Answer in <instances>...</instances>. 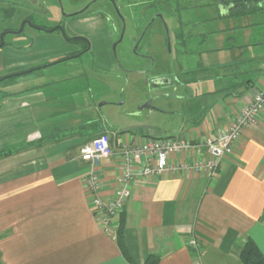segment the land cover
I'll return each instance as SVG.
<instances>
[{
    "label": "crops",
    "instance_id": "0c3cea01",
    "mask_svg": "<svg viewBox=\"0 0 264 264\" xmlns=\"http://www.w3.org/2000/svg\"><path fill=\"white\" fill-rule=\"evenodd\" d=\"M220 10L225 18V8L220 5ZM259 17L264 27V15ZM6 25L1 23L2 29L13 30ZM7 34L0 48V264H144L153 254L161 256L158 264H196L198 257L189 246L193 238L200 244L202 264H241L248 238L264 255V110L221 160L215 177L177 171L135 183L124 210L121 246L99 229L84 185L93 168L80 159V148L94 136L77 138L74 149L72 135L57 139L61 134L56 137V131L62 130L51 120L47 125L55 116L53 93L44 92L52 82H43L39 73L32 79L26 75L52 72L57 59L79 49L60 36L46 43L35 35L32 45H22L6 40ZM262 67L254 66L252 70L262 72L246 83L234 80L227 92L217 89L212 107L195 122H184L176 137L200 142L227 131L231 120L264 90ZM122 134L115 139L108 134L113 156L102 160L97 171L105 197L122 175V149L140 137ZM189 161L185 154L170 157L175 166Z\"/></svg>",
    "mask_w": 264,
    "mask_h": 264
},
{
    "label": "rangeland",
    "instance_id": "374dc122",
    "mask_svg": "<svg viewBox=\"0 0 264 264\" xmlns=\"http://www.w3.org/2000/svg\"><path fill=\"white\" fill-rule=\"evenodd\" d=\"M94 1L60 0L61 8L59 0H0V21L13 30L21 29L26 18L52 29L66 15L90 6L87 15L66 19L64 27L68 38L86 37L90 50L57 59L52 72L26 74L32 79L39 73L43 82H52L44 88L45 95L53 93L56 105L47 125L51 120L62 130L56 131V137L61 134L57 139L72 135L73 149L77 138L108 133L115 139L134 127L138 129L129 133L143 137L142 126L152 127L156 138L179 136L184 122L205 115L217 89L232 86L234 80L246 83L262 72L252 69L264 66V27L257 21L264 14L221 18V0ZM8 3L12 18L6 21ZM21 33L5 38L22 45H32L35 35L45 37L46 43L51 36L67 41L60 31L48 33L30 25Z\"/></svg>",
    "mask_w": 264,
    "mask_h": 264
},
{
    "label": "built area",
    "instance_id": "2783aa9c",
    "mask_svg": "<svg viewBox=\"0 0 264 264\" xmlns=\"http://www.w3.org/2000/svg\"><path fill=\"white\" fill-rule=\"evenodd\" d=\"M263 110L264 90L258 92L231 120L227 131L204 137L200 142L188 141L181 137H139L138 141L125 146L121 151L122 175L110 197L102 195L101 179L97 172L101 161L113 156L110 137L103 133L85 142L80 148V159L89 163L93 170L86 177L84 185L99 229L104 235L117 238L121 217L132 196L131 188L137 182L177 171L203 173L210 178L215 177L221 160L233 152L246 127L255 124ZM174 154H185L190 161L175 166L170 162V157ZM189 246L198 257L196 264H202V250L197 239L193 238Z\"/></svg>",
    "mask_w": 264,
    "mask_h": 264
},
{
    "label": "trees",
    "instance_id": "16d2710c",
    "mask_svg": "<svg viewBox=\"0 0 264 264\" xmlns=\"http://www.w3.org/2000/svg\"><path fill=\"white\" fill-rule=\"evenodd\" d=\"M220 5L225 8V18L245 17L264 12V0H221ZM72 42L76 41L73 40ZM124 226L125 216L123 213L117 236L118 243L121 246ZM160 258V255H150L144 264H158ZM239 258L241 264H264V255L252 238H248L243 244Z\"/></svg>",
    "mask_w": 264,
    "mask_h": 264
},
{
    "label": "flooded vegetation",
    "instance_id": "af4514ba",
    "mask_svg": "<svg viewBox=\"0 0 264 264\" xmlns=\"http://www.w3.org/2000/svg\"><path fill=\"white\" fill-rule=\"evenodd\" d=\"M98 1V0H97ZM109 4L110 3H112V2H110L109 0H106ZM59 2H60V0H59ZM9 4V5H8ZM7 4V7H6V14H5V16H4V19L6 20V21H8V20H10V18H12L11 17V15L10 14H8V12H7V10L8 9H11V7H10V3H8ZM60 5H61V8H62V4H61V2H60ZM9 7V8H8ZM89 9H90V6H88V7H86V9H84L83 11H81L80 12V14H77V13H71V14H73V15H66L65 16V18H64V21H62V22H60L58 25H57V27H61L62 29H63V31H64V33H65V30H64V27L66 28V26H67V20L66 19H68V18H71V17H77V16H81V17H83V16H85V15H87V13L89 12ZM112 10H113V8H112ZM159 17H155L153 20H152V23L155 21V20H157ZM30 21L31 22V24L32 25H30V26H35L34 24L35 23H33L32 22V20H30V18H26L25 19V21L24 22H27V21ZM119 22H120V24H121V28H123V24H122V21H121V18L119 17ZM23 22V23H24ZM26 25H28V24H26L25 23V25H24V27L26 26ZM150 25H152V24H150ZM149 25V26H150ZM0 26H1V21H0ZM57 27H54V28H57ZM148 28V27H147ZM147 28H146V31H147ZM24 29V28H23ZM45 29V28H44ZM53 29V28H52ZM19 29H16V30H10V29H2L1 30V32H0V35H2L3 33H7V32H9V31H18ZM56 31H60L59 29H57ZM61 32V31H60ZM66 35V34H65ZM66 40L67 41H69V42H72L73 40L74 41H76V44H78L79 46L80 45H82V48H80V50L77 52V53H74V54H72V55H69L68 57L70 58V57H79L81 54H83V53H85V52H88L89 50H90V47H88L89 46V42H88V40L86 39V37H75V38H68L67 37V35H66ZM81 47V46H80ZM67 57V60L69 59ZM65 60V59H64ZM63 61V60H62ZM161 82H163V81H161Z\"/></svg>",
    "mask_w": 264,
    "mask_h": 264
},
{
    "label": "water",
    "instance_id": "95a60500",
    "mask_svg": "<svg viewBox=\"0 0 264 264\" xmlns=\"http://www.w3.org/2000/svg\"><path fill=\"white\" fill-rule=\"evenodd\" d=\"M96 1H97V0H95L94 2H96ZM109 1L112 2L113 0H109ZM77 14H80V13H77ZM25 23L28 24V25H32L31 22L28 20L27 22H24V23L22 24L21 29H19L18 31H9V32H7V33H11V34H19V33H21V32L23 31V28H24ZM33 28L36 29V30L46 31V32H48V33H54L57 29H59V30L64 34V36H65V38H66V35H65V33H64V31H63V29H62L61 27H57V28H53V29H44V28H40V27H37V26H33ZM5 34H6V33H3L2 35H0V48L3 47V45L5 44V42H4V35H5ZM88 47H90V44H89ZM72 58H75V56L72 57ZM147 108H149V109L151 108V107H150V104L147 105ZM137 129H138L137 127L129 128V129H125V130L123 131V133L130 132V131H135V130H137ZM139 129H141V130L144 131V136H145V137H149V136H150V137H155V133H154L152 127H149V126H142V127H140ZM148 135H149V136H148Z\"/></svg>",
    "mask_w": 264,
    "mask_h": 264
}]
</instances>
